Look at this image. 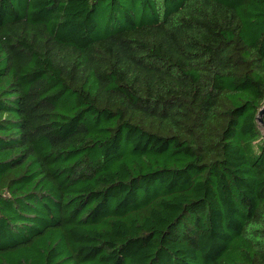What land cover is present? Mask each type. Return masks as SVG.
<instances>
[{"label": "trees", "instance_id": "16d2710c", "mask_svg": "<svg viewBox=\"0 0 264 264\" xmlns=\"http://www.w3.org/2000/svg\"><path fill=\"white\" fill-rule=\"evenodd\" d=\"M263 105L264 0H0V264H264Z\"/></svg>", "mask_w": 264, "mask_h": 264}, {"label": "water", "instance_id": "95a60500", "mask_svg": "<svg viewBox=\"0 0 264 264\" xmlns=\"http://www.w3.org/2000/svg\"><path fill=\"white\" fill-rule=\"evenodd\" d=\"M263 110H264V105L263 107L258 111V116H257V120L258 122L263 126L264 128V123L262 122V114H263Z\"/></svg>", "mask_w": 264, "mask_h": 264}, {"label": "rangeland", "instance_id": "374dc122", "mask_svg": "<svg viewBox=\"0 0 264 264\" xmlns=\"http://www.w3.org/2000/svg\"><path fill=\"white\" fill-rule=\"evenodd\" d=\"M261 129H262V131L264 132V128L262 127Z\"/></svg>", "mask_w": 264, "mask_h": 264}]
</instances>
